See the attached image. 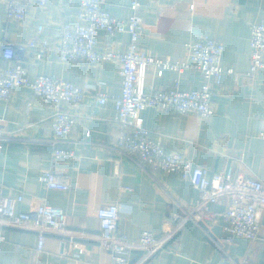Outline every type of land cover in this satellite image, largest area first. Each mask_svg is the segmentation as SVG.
<instances>
[{"label":"crops","instance_id":"1","mask_svg":"<svg viewBox=\"0 0 264 264\" xmlns=\"http://www.w3.org/2000/svg\"><path fill=\"white\" fill-rule=\"evenodd\" d=\"M131 0H105L102 8L112 16L129 18ZM81 0H51L43 7L28 2L23 21H7L0 0V65L20 62L35 79L44 74L93 89L78 105L64 103L74 115L72 132L57 137L52 127L53 108L31 89L16 88L10 100L0 99V130L8 138L0 149V197L23 193L17 211L34 212L43 203L60 206L67 214L66 233L47 232L45 247L38 250L35 229L11 224L0 215V264H112L111 252L99 240V210L116 204L118 232L137 238L144 230L158 235L173 228L178 217L199 196L189 180L176 173L153 168L134 153L118 147L120 124L113 97L123 88L121 64L64 62L58 42L66 22H79ZM143 28L137 50L171 61L187 58V42L209 36L224 45L221 64L226 70L215 87L213 114H180L148 107L141 112L152 137L169 151L182 152L209 174L234 177L255 175L264 181V69L251 73L252 26L264 21V0H141ZM49 41L44 56L38 47ZM25 44L14 60L3 55V42ZM128 32H101L97 51L127 50ZM204 78L197 70L146 66L140 70L138 87L143 92L178 87L199 88ZM108 95L99 104L96 93ZM59 148L75 152L74 158L57 159ZM51 170L68 183L66 190L47 188L40 176ZM230 201L213 205L214 223L187 221L167 246L143 264H264V213L260 238L231 237L225 230L224 211ZM142 252L131 256L137 264Z\"/></svg>","mask_w":264,"mask_h":264},{"label":"built area","instance_id":"2","mask_svg":"<svg viewBox=\"0 0 264 264\" xmlns=\"http://www.w3.org/2000/svg\"><path fill=\"white\" fill-rule=\"evenodd\" d=\"M31 0H3L4 16L7 21H23ZM45 7L51 0H32ZM105 0H81L78 13L79 22H66L58 42L60 59L64 62H83L99 64L118 61L121 64L123 88L119 96L113 97L117 109V121L120 124L118 147L137 154L143 162L167 173H176L189 180L199 192L198 199L191 208L178 217V223L158 235L144 230L139 237L131 238L118 232L119 209L116 204L104 205L98 216L101 230L98 235L101 244L111 252L112 264H131V256L142 252L137 264H143L154 254L163 250L170 240L181 230L184 224L193 220H208L214 223L217 213L213 205L230 201L224 216L225 230L231 237L257 240L260 238L261 217L264 213V181L255 175L234 177L227 173L209 174L204 167L194 165L182 152H173L152 137L153 131L143 124L142 110L156 107L161 110H174L180 114L198 113L203 116L213 114L211 106L213 92L221 82L226 71L222 64L224 45L209 36L187 42V58L183 61H171L150 56L137 50L143 28L141 0H131L129 18L112 16L102 8ZM101 32L115 35L121 32L130 34L127 50L124 52L97 51L95 44ZM3 55L8 60L16 59L18 52H23L27 45L38 47L37 57L41 59L49 45L44 39L38 46L35 39L25 44L3 42ZM251 73L264 69V21L252 26ZM146 66L183 71L197 70L204 78L199 88L181 90L178 87L143 92L138 87L140 70ZM31 89L54 110L52 127L57 137L69 135L75 125L74 115L63 109L64 103L78 105L93 89L90 85L80 86L74 82L39 74L35 79L20 63L9 66L0 65V99L10 100L16 88ZM99 104L108 101V95L96 93ZM264 138V130L260 132ZM8 136L0 130V149ZM75 152L59 148L55 152L57 159L74 158ZM47 188L66 190L68 183L51 170H43L40 176ZM23 200V193L8 199L0 197V215L11 224L35 229L38 233V250L45 247L47 232L66 233L67 214L60 206L43 203L34 212L17 211L18 202ZM5 239L0 230V243ZM220 264H237L231 259H224Z\"/></svg>","mask_w":264,"mask_h":264}]
</instances>
